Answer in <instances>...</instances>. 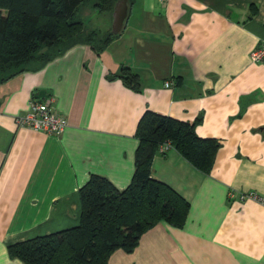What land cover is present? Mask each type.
I'll return each mask as SVG.
<instances>
[{
  "label": "crops",
  "instance_id": "1",
  "mask_svg": "<svg viewBox=\"0 0 264 264\" xmlns=\"http://www.w3.org/2000/svg\"><path fill=\"white\" fill-rule=\"evenodd\" d=\"M127 5L123 30L102 52L75 45L0 78V264H24L9 257L10 244L77 227L79 189L91 175L129 185L146 110L199 119L196 135L219 148L208 175L173 149L155 155L151 176L187 202L185 222L157 223L107 264H264V204L240 199L264 198V64L249 58L264 41V0ZM88 14H99L91 2L75 18L99 31ZM122 66L138 75L140 91L117 77ZM48 98L67 121L61 135L16 124L32 100Z\"/></svg>",
  "mask_w": 264,
  "mask_h": 264
},
{
  "label": "trees",
  "instance_id": "2",
  "mask_svg": "<svg viewBox=\"0 0 264 264\" xmlns=\"http://www.w3.org/2000/svg\"><path fill=\"white\" fill-rule=\"evenodd\" d=\"M88 1L0 0V78L8 69L21 71L34 63L42 66L75 45L102 52L118 35L86 30L75 18ZM91 1L102 13L112 12L121 0ZM117 77L131 90L140 91L138 75L129 68L122 66ZM199 121L181 122L146 110L135 131L138 146L129 185L118 190L107 179L91 175L79 189V225L10 244L9 257L24 264H107L113 252H131L141 236L161 221L182 227L188 204L151 176V165L159 147L168 143L189 164L208 175L219 144L196 135Z\"/></svg>",
  "mask_w": 264,
  "mask_h": 264
},
{
  "label": "built area",
  "instance_id": "3",
  "mask_svg": "<svg viewBox=\"0 0 264 264\" xmlns=\"http://www.w3.org/2000/svg\"><path fill=\"white\" fill-rule=\"evenodd\" d=\"M249 58L252 63L264 64V41L260 42L257 47L251 51ZM169 86V83H165L166 88ZM52 102L50 98L46 99L44 102L32 100L29 103L28 113L16 118V124L48 135H61L67 128V121L61 114L54 110ZM170 149V144L165 143L159 147L158 153L164 154ZM229 195L232 197L231 194ZM240 199H250L264 204V198L252 192L241 195Z\"/></svg>",
  "mask_w": 264,
  "mask_h": 264
},
{
  "label": "water",
  "instance_id": "4",
  "mask_svg": "<svg viewBox=\"0 0 264 264\" xmlns=\"http://www.w3.org/2000/svg\"><path fill=\"white\" fill-rule=\"evenodd\" d=\"M128 16V5L127 0H121L116 3L112 12V24H111V33L113 35H119L123 30L125 21ZM45 96V91L39 92V98Z\"/></svg>",
  "mask_w": 264,
  "mask_h": 264
},
{
  "label": "rangeland",
  "instance_id": "5",
  "mask_svg": "<svg viewBox=\"0 0 264 264\" xmlns=\"http://www.w3.org/2000/svg\"><path fill=\"white\" fill-rule=\"evenodd\" d=\"M88 2H91L92 4L93 1L90 0ZM107 13H110V12H102V13L97 14L96 16L88 14L86 15L88 16L87 17L88 19H86L87 20L86 23L88 24V26H93V27L95 26L101 34L108 33L110 32L111 28L109 27L110 18L107 16L108 15Z\"/></svg>",
  "mask_w": 264,
  "mask_h": 264
}]
</instances>
